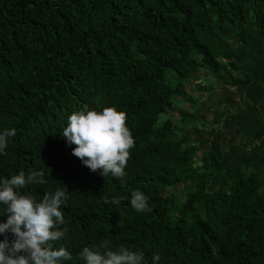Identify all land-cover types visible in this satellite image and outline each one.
<instances>
[{"label":"trees","instance_id":"1","mask_svg":"<svg viewBox=\"0 0 264 264\" xmlns=\"http://www.w3.org/2000/svg\"><path fill=\"white\" fill-rule=\"evenodd\" d=\"M204 70L230 112L177 121L180 100L201 107L187 88ZM105 107L135 141L122 179L92 172L62 135L73 113ZM12 128L0 180L43 170L21 193L68 195L61 264L104 240L143 264H264V0H0V133ZM136 190L150 210L131 207Z\"/></svg>","mask_w":264,"mask_h":264},{"label":"clouds","instance_id":"2","mask_svg":"<svg viewBox=\"0 0 264 264\" xmlns=\"http://www.w3.org/2000/svg\"><path fill=\"white\" fill-rule=\"evenodd\" d=\"M126 114L113 107L102 111L89 110L73 113L68 118L62 135L75 144L73 155L92 172L116 179L125 176L130 159V149L135 146L134 138L126 124ZM16 135V129H5L0 133V154H6L9 138ZM47 183L43 170L25 174H13L0 180V204L6 206L7 220L0 223V234L11 233L14 239L0 241V264H61L71 261L72 254L64 247L54 249V242L61 240L68 229L62 228L65 216L61 210L68 195L62 189L46 193L41 200L22 194L20 190L28 185ZM109 201L105 200V203ZM113 203L119 204L118 198ZM131 207L136 212L150 210L145 195L136 190L132 193ZM79 258L85 264H143L144 254L126 247L112 250L109 241L104 240L96 250L83 247ZM154 262L160 260L154 254Z\"/></svg>","mask_w":264,"mask_h":264},{"label":"rangeland","instance_id":"3","mask_svg":"<svg viewBox=\"0 0 264 264\" xmlns=\"http://www.w3.org/2000/svg\"><path fill=\"white\" fill-rule=\"evenodd\" d=\"M200 83H204L202 85L207 87V89L213 88V92L211 94L200 92L198 88V85ZM223 87V83H221L215 78H212L210 74H208L206 70H204V72H202V74L200 75L199 79L197 81L189 83L187 88L188 93H190L191 88H193V91L191 92L190 96L198 98L201 101V107L198 110L194 111L191 103L185 102L184 100H180L179 102L181 103V107H176L170 112V114L174 119L177 118V121H179L181 115L185 117L186 115H189V113H193V115L195 116L207 117V119H209V124L213 126L212 115L227 114L230 112V104L227 102V99L232 96L229 93H224ZM230 91L235 92L234 88ZM200 127L202 130L206 131H210L212 129V127H206V124H204L202 120L200 121ZM196 164L199 165L201 163L197 162ZM177 194L182 197L185 195L184 191L182 190L180 192L178 191Z\"/></svg>","mask_w":264,"mask_h":264}]
</instances>
